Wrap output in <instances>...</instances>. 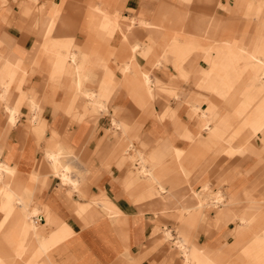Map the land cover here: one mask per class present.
<instances>
[{"label":"crops","instance_id":"obj_1","mask_svg":"<svg viewBox=\"0 0 264 264\" xmlns=\"http://www.w3.org/2000/svg\"><path fill=\"white\" fill-rule=\"evenodd\" d=\"M98 7L108 13L117 10L122 16L119 15L120 18L136 17L151 23L161 22L166 26L174 27L177 25L171 22L170 15L175 13L180 15L183 18L182 31L186 33L181 37L180 43L183 50H189L190 55H187V58L189 57L190 60L197 51L195 47L198 48V55L203 52L200 43H203L206 34L213 41L224 36L234 37V41L238 39L243 42L248 41V44L252 38L253 47L264 43V38L260 39L256 31L258 21L264 23V0H1L0 2V41L5 44L9 59L15 61L21 57L23 67L27 70L24 83L18 87L11 82L6 84L7 90L13 92L10 106L17 101L16 91L23 94L17 106L19 115L15 125L8 123L5 104H1L0 101L1 158L11 166H17L22 176L25 174V179L31 172L35 175L32 180L27 179V183L25 179L19 178L22 180L13 181L12 186L21 184L23 187H33L34 206H37L41 213L39 241L49 243L61 232L72 235L69 240L56 248L53 255L54 263L182 264L181 254L172 247V241L170 243L163 238L161 230L170 228L172 234L176 235L182 229L178 226L175 232L174 227L177 225L170 218L177 217L176 211L173 210L175 203L168 195L161 193L159 181L138 177L133 173L135 171L133 161L129 156L124 155L121 143L117 144L120 139H126L127 136L123 137L121 131H117L115 136L110 134L115 131L112 130L114 111L115 114L120 112L118 118L128 123L139 122L142 118L140 110L131 99L127 98L123 87L129 86L143 91L148 89L144 85L136 87L124 78V69L127 65L131 66L133 72L147 73L152 79L166 85L168 89L182 92L181 101H173L171 106L173 108L179 106L184 122H188L187 100L197 89L191 81L183 82L182 79H175L177 59L172 53L164 54L153 38L151 42L148 41L151 44L149 52L144 49L142 38L146 30L138 25H136L138 28L136 33L139 38L134 37L130 43H124L121 32L116 33L110 40L103 35L93 36L91 30L96 26L95 9ZM39 8L43 12H37ZM228 8L236 9L234 13L228 14L226 12ZM248 8L257 10L256 17L250 14ZM48 16H54V25L52 32L46 37ZM218 26L221 30L216 31ZM81 28H84L86 34ZM188 47L194 48L193 53ZM68 51L81 55L82 63L89 61L92 64L91 80L86 83V90L99 93L100 90L107 89L111 95L115 90L111 82L113 75L118 77L121 86L111 104H107L110 112L98 117L95 130L90 126L94 121L89 114L79 115L89 118L85 120L89 122V126L79 137L77 136L78 120L72 117L75 114V107H79L78 112L83 113L81 106H89V102L82 97H76L74 83L65 77L61 83L62 87L57 88L53 101L60 108L59 111L55 110L52 103L45 100V96L51 91V85L59 83L57 79L52 81V75L57 69L56 60ZM160 65L165 69L159 70ZM67 71L70 70L67 68ZM68 72L69 76H74L73 72ZM18 73L17 69L12 68L11 72L7 71L5 75L7 74L8 77L11 75L14 79ZM101 84L105 87L98 86ZM71 91L74 94L69 97ZM1 92L2 88L0 94ZM32 92H35L40 100L46 101L43 102L42 117L51 127L41 137H37L38 140L32 134L29 122ZM152 97L154 101L167 100L164 95L161 98L155 95ZM66 104L71 106L68 114L63 113L64 110L61 109L67 106ZM155 106L158 105L155 103ZM162 123L160 130L159 127L153 129L152 124L148 122L142 134L140 131L138 135L133 133L126 143L134 145L135 141H138L137 146L134 145L136 149L134 155L142 154L144 159H151L155 171L162 169L161 165L158 166L157 155L162 151V142L164 144V141L169 140V145L175 144L178 148L188 147L187 143L182 138H176L175 134L171 133L168 138L165 130L168 120L164 118ZM105 132H108V136H105L101 146L99 141L104 139ZM63 138L69 140V143H64ZM76 139H79L80 143ZM159 139L162 142L155 145L154 141ZM252 142L257 147L260 145L258 138ZM189 147L188 152H195L194 145L192 150H189ZM202 153L200 152L199 155ZM49 155L59 157L60 164L56 166L58 169L66 165L65 158H74L77 161V170L72 176H82L85 178L84 181L81 184L76 181V187L63 186L55 176L54 164L49 160ZM167 160L169 157L165 159ZM221 161L211 167L203 178L214 190L222 187L220 184L222 175L239 167L244 177L236 181V187L250 188L254 185L258 186V193L264 191V163H259L258 158L251 156L246 159ZM95 167L98 169L93 172ZM69 176L71 177V173ZM71 179L73 180L72 177ZM6 183L11 185L10 181ZM200 186L201 184H198L197 189ZM34 206L30 209L32 210ZM213 217L214 213L208 218ZM1 219L0 214V221ZM233 227L232 224L221 233L211 232L210 236L201 232L197 238L199 249L217 247L218 241L223 236L228 242H232L233 239L228 233ZM5 231L4 228H0V234ZM15 250L9 239L4 241L0 237L2 264H11L6 259L9 256L14 257L15 264H20ZM48 254L52 256L51 252ZM193 257L202 263L201 253Z\"/></svg>","mask_w":264,"mask_h":264},{"label":"bare ground","instance_id":"obj_2","mask_svg":"<svg viewBox=\"0 0 264 264\" xmlns=\"http://www.w3.org/2000/svg\"><path fill=\"white\" fill-rule=\"evenodd\" d=\"M102 9L100 7L95 9L96 26L91 30L93 36L103 35L105 37H108L110 40L116 33L121 32L123 35L122 37L124 38V43H130L131 40L134 39V37L139 38L136 33V29H138L136 25H138L140 28L146 30L145 36L144 38H142V42L144 43V49H146L147 52H149L151 47V44L148 41L151 42L153 38L160 46L164 54H167L168 52L172 53L174 54L176 59H180L184 54L183 46L180 42L181 37L186 33L182 31L183 18L180 15L176 13L170 15L171 22L177 25L174 27L166 26L161 22L151 23L144 19H137L136 17L120 18L119 12L117 10L108 13L105 12L104 9ZM235 9L233 8L232 10H230V8H228L226 12H228V14H230L231 12L234 13ZM248 9L250 10L251 15H256L257 10H255L254 8ZM105 10L107 11V9ZM39 11L43 12L41 8L37 9V12ZM48 19L49 24L48 30H46V37L49 36V34L52 32L54 25V16H48ZM3 25L5 24L3 23ZM215 30H221V27L218 26ZM263 30L264 23L258 21L256 31L259 34L260 39L264 38ZM251 39L250 44H248V41H245L247 42V45L245 44V42L239 39L237 41H234V37L227 38L222 36L219 38H215L214 41L220 48V52L217 54L219 56L212 61L213 69L222 72L225 66L233 62L236 67H241L246 62H253L263 70V73L259 77V82L261 84V90L262 92H264V43L253 47ZM3 47L5 49H0V88H2L0 101L1 104H5V110L8 114V123L11 125H15L19 115V108L17 106L21 102L23 94L16 91V94L18 95L17 101L13 106H10L13 92L7 90L8 87H6V84L8 82H11L13 85H16V87H18L25 82L27 70L23 67V61L21 57L17 58L15 61L9 59V57L6 55V53H8L7 48L5 47V44L0 41V48ZM136 48H138V46H136ZM44 50H47L46 45ZM56 66L57 69L52 75V81L57 79L59 83L51 85V91L48 95L45 96V100L52 103L55 110L59 111L60 108L53 101L55 93L57 92V88L59 89V87H62L61 83L63 82L65 77H68V81L74 83V91L76 93L82 94L81 96L83 97L85 96V100L89 102V106H81V108L83 109V113H79V107H75L74 112L76 114H73L72 117L73 119L78 120L79 129L77 131V136L79 137L86 131L87 127L89 126V122L85 121L89 120V118H83V116L85 114H88V110H90V107H96L100 111L107 110V103L104 101V99L109 96V90H100L99 93H96L94 91L84 92L82 90L83 85L91 80L92 64L89 61H86V63H82L81 55L72 52L69 53L68 51L65 54L61 55L58 60H56ZM12 68L19 71L14 79L11 78V75L9 77L7 76V74L5 75V72H11ZM67 68L70 70L69 72L67 71ZM161 69L165 68L160 65L159 70ZM124 70V78L127 81H130L134 86L137 87L140 85H144L153 96L155 95L161 98L163 97L165 92L167 93L166 95H168L170 98L175 99L176 102H179L181 100L182 94H180L179 91H172L168 89L166 85H163L162 82H157L156 80L152 79L147 73H138L136 71L133 72L131 66L129 65H127ZM56 72L58 73L56 74ZM67 72H73L74 76H69ZM239 74L241 75V73ZM205 83L211 84L213 83V81L208 78L205 80ZM98 86L105 87L104 84ZM201 92L199 94H201ZM31 94V115L29 122L31 126V132L38 140L37 137H41L42 134H44L51 127L42 117L44 105L43 102L46 101H42V99L40 100L39 96H37L35 92H32ZM73 94L74 92L71 91L69 97H72ZM65 107H62L61 109L64 110L63 113L68 114L71 106L67 105ZM138 109L142 110V106L139 105ZM148 112L159 123H162V120L164 118L175 117L178 115L177 110H172L167 105L161 107H156L154 105L153 108H148ZM119 113L120 112H116V114L118 115ZM80 114H83V116L79 117ZM118 119V117L114 118L112 123L116 125L119 130H122L124 134H126L127 138L125 139V141L126 143H128L130 135H132L133 133L129 131L127 121ZM204 120L205 121L188 120V122H186V128L182 129L184 130V132H191L197 136H200L201 130H203L202 126L204 125H202L201 123H205L206 129L209 128L212 123V120L210 118H206ZM252 122H254V125L258 128V126H260L261 120L255 117L252 119ZM76 141L80 143L79 139H76ZM130 150L136 152L133 145H129L128 152H130ZM1 155L2 153L0 152V183H4V186L0 191V214L2 215L0 228H4V230L6 231L2 232L3 234L0 237H2L4 241L9 239V242L13 243L14 249H16L15 253L17 254L20 264H55L53 255L56 252V248L60 247L63 243L69 240L72 235L68 234L67 232H61L49 243H42L39 241L41 236L39 235L38 228L40 223L39 217L41 216V213L38 207L34 206L35 195L33 192V187H23L21 186V184L12 186L13 181L15 182L19 178H22L24 180L26 176L24 177L25 174L22 176V173H20L17 166H11L9 162H7L6 160H2ZM139 158L140 173L143 175V177H148L159 181V190L162 194L167 195V192H169L170 198L175 203L173 206V210L176 211V219L178 220L179 225H185L189 228L190 232L188 231L183 235L178 234L176 237L172 234L170 229H161L163 238H165L167 241H172V246H175L177 253L183 256L181 261L182 264H264V251L260 252L254 249V246L257 243L264 245L263 209L257 215H254L248 208V206L252 204V201H248L246 203V207L238 202H228L225 193L222 190H214V188L208 182L201 181L198 168L193 163L188 161L187 158L185 159V161L180 160L182 175L187 179L186 182H182L178 177L171 174L166 176V178H162L161 171H155L156 168L153 166L151 159H144L142 154L139 155ZM49 160L53 162L55 168V176L58 180L61 181V184L63 186H77V182L72 180L69 176L70 172H67V170L70 169V166L63 165L60 169H58L56 166L60 164V160L57 155H49ZM34 176L35 175L33 174V172H31L27 176V179L32 180ZM197 176L199 177V179H197ZM27 179H25V181ZM6 181H10L11 185H7L9 183H6ZM198 184H201V186L197 189ZM261 202H264V198L261 199ZM209 203L217 207L219 213L213 220H209L207 222L206 217L204 216V209L208 207ZM32 206H34V208L31 210L30 207ZM231 217H235L237 219L238 224L234 229H237V231L239 232L238 234L234 233L233 241L229 242L227 246L221 250L214 249L212 247H208L207 249L202 250L199 249V243L197 241L198 234H200L201 232H205L210 228H214L216 230L226 229L230 226L229 219ZM7 227H9L8 230ZM192 230H195L197 232V236L194 237L193 232H191ZM50 252L52 255L51 257L48 254ZM200 253L201 258L203 259L202 263L193 257L195 255H199ZM0 264H2V261H0Z\"/></svg>","mask_w":264,"mask_h":264},{"label":"rangeland","instance_id":"obj_3","mask_svg":"<svg viewBox=\"0 0 264 264\" xmlns=\"http://www.w3.org/2000/svg\"><path fill=\"white\" fill-rule=\"evenodd\" d=\"M119 15L121 16L120 13ZM81 30L84 31V28H81ZM200 44L203 48V52L199 53V55L198 48L195 47V50L197 51H195V54H193L192 58L189 60V57L187 58V55H190L188 54L189 50L184 49L186 51L184 52L182 57L180 59H177L175 62L177 69L175 70V79H182L183 82L191 81L194 87L197 89L187 100V104L189 107L188 120L205 121L204 119L206 118H210L212 120L211 126L207 129L205 127V123H201L202 125H204L202 126L203 130H201L200 136H197L191 132H184L183 129L186 128V122H184L181 118L179 106H177L176 108H173L171 106V103L173 101H176L175 99L170 98L168 95H166L167 93L164 92V96L167 101H165V99H160V102V100H153V97L149 90L143 91L130 88L129 86L123 87L127 94V98L131 99L135 106H142V110H140L142 114L141 121L128 123L129 131L131 133H136V135H138L140 131V134H142L145 126L148 125V122L152 124L153 129H158L159 127L161 130V126L163 123L157 122L148 112V108H153L155 103L158 105L157 107L167 105L172 110H177L178 112L177 116L166 118V120H168V125L165 127V130L167 131L168 138L171 133L175 134L176 138H182L183 141L187 143V146H190L189 150L193 149V145L196 148L195 152H197L198 154L194 151H192V153L188 152V147L178 148L175 146V144L169 145V140L164 141V144L162 140L160 141V139L154 141L155 145L159 142H162V151L157 154L159 156L158 166L161 165L162 167V169L160 170L162 173V178H166V176L171 174L178 177L182 182H186L187 179L182 175V167L180 162V160L185 161L186 158L198 168V172L200 174L199 177L203 182H208L203 179L204 175L215 164H219L220 162H222L221 160L234 161L239 158L246 159L251 156H255L259 159V163H264V152H262V147L264 146V92H262L261 84L259 82V77L263 73V70L253 62H246L241 67H236L233 62L225 66L222 72L216 71L215 69H213L212 61L219 56L217 54L220 52V48L208 34H206L203 43ZM188 48L190 49V47ZM190 50L193 53L194 48H191ZM194 55L197 57H194ZM200 56H203V58H199ZM200 64H202V66H200ZM239 73H241V75ZM208 78L211 79L213 83H204V80ZM224 78H226L227 80ZM111 82L115 87V90L111 95L104 99V101L109 105L111 104L112 99L118 89L121 88L119 79L116 75L112 76ZM85 86L86 84L83 85L82 90L84 89V92H90L89 90H86ZM200 92L201 94H199ZM180 94H182V92H180ZM81 95L82 94L80 93H76V97H83ZM204 101L206 102V104ZM109 105H107V110L105 111H100L96 107H90L91 110L88 114L90 115L92 121H94L90 124L92 130H95V128L97 127L96 121L98 117L110 112ZM138 106L136 107L138 108ZM116 117H118V114H115L114 111L112 121ZM255 117L261 120L260 126H258V128L254 125V122H252V119ZM112 127V130L114 129L115 131L110 134L111 136H115L117 131H121L123 133V137L126 136V134H124L122 130H119L117 126L113 125V123ZM108 132H105V135L103 137L104 139H101L99 141L100 145L103 144L102 142H104L106 138L105 136H108ZM255 138H258L260 142V145L258 147L252 142ZM62 141H64V143L66 144L69 143V140L67 141L64 138L62 139ZM119 143H121V148L124 151V155L126 154L127 156H129L134 163L135 171L133 173H136V176L138 177H143V175L139 171L140 158L138 154L134 155V151L132 150L128 152L129 145L126 144L124 138L120 139L117 142V144ZM137 143L138 141H135V147L137 146ZM82 146L83 144L79 147L82 148ZM200 152L205 153V155L203 153L199 155ZM44 157L45 155L43 156V158ZM145 157L148 158L146 154ZM167 157H169V160L165 161ZM76 163L77 161L74 158H65V164L70 166V169H68L67 172L71 173V177L73 178V180L78 181L81 184V182L85 179L84 177L72 176L73 173H75L77 170ZM80 163H82V160ZM97 169L98 168L95 167V169L92 171L95 172ZM199 177L197 176V179H199ZM243 177L244 174L242 173L241 169H239V167H235L222 175V177L220 178V184L222 185V187L218 189L222 190L225 193L226 199L230 203L238 202L246 207V203L248 201H252V204L249 205L248 208L254 215H257L260 211H262V209L264 210V202H261V199L264 198V191L258 193V186L254 185L250 186V188L236 187V181ZM3 184L4 183H0L1 189L3 188ZM167 195H170L169 192H167ZM44 207L45 206H42V208ZM212 213H214V217L208 218L211 217ZM218 213V208L211 203H209L208 207L204 209V216L206 217L207 222L209 220H213L218 215ZM170 218L173 220L175 225H177L174 227L175 232L178 229V226L182 228L178 232L179 235L186 234L189 231L188 226L179 225L178 220L174 218V216H171ZM229 223L230 225L233 224L234 227L231 229V231H229L228 235L232 239H234V233H239L237 229H234L238 224L237 219L235 217H231L229 219ZM222 231L223 230L221 229L216 230L214 228H210L209 230H206L205 233L210 236L211 232L221 233ZM191 232H193L194 237L197 236V232L195 230H192ZM178 234L174 236L176 237ZM0 236H2V234H0ZM197 237H199V234ZM228 243L229 242L226 240L225 236H223L222 239L218 241V246L212 248L221 250L225 248ZM172 247L175 248V246ZM254 249L256 251L262 252L264 251V245L257 243L254 246ZM180 257L182 258V255ZM6 259L9 263L15 264L14 257L9 256Z\"/></svg>","mask_w":264,"mask_h":264}]
</instances>
